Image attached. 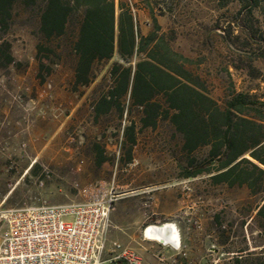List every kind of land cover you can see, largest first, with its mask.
<instances>
[{
  "label": "rangeland",
  "instance_id": "rangeland-1",
  "mask_svg": "<svg viewBox=\"0 0 264 264\" xmlns=\"http://www.w3.org/2000/svg\"><path fill=\"white\" fill-rule=\"evenodd\" d=\"M116 2L133 10L143 35L156 18L222 108L242 94L248 114L264 121V0ZM37 16V8L19 1L8 29H0V46L8 43L14 59L0 67V244L8 211L82 202L114 186L110 259L117 243L139 264H264V229L257 218L263 196L245 187L214 186L208 176L183 178L191 157L165 122L155 131H139L133 161H126L123 130L139 115L120 119L114 112L96 119L92 110L111 85L118 54L96 64L93 82L77 88L72 28L48 43ZM97 148L108 160L101 166ZM195 156L205 159L207 149ZM167 223L179 229L178 251L144 236L149 226Z\"/></svg>",
  "mask_w": 264,
  "mask_h": 264
},
{
  "label": "trees",
  "instance_id": "trees-1",
  "mask_svg": "<svg viewBox=\"0 0 264 264\" xmlns=\"http://www.w3.org/2000/svg\"><path fill=\"white\" fill-rule=\"evenodd\" d=\"M19 1L27 9H38V31L48 43L66 37L72 28L77 88L93 82L96 64L118 54L109 72L111 85L92 110L96 119L114 112L120 119L139 115L138 122L130 121L123 130L126 161H133L139 131H155L165 122L179 139L181 152L191 157L183 178L208 176L214 186L245 187L253 195L261 194L257 218L264 229V121L248 114L247 96L238 94L222 108L189 69L192 60L171 47L157 19L153 18V30L143 35L136 14L124 2L0 0V29H8ZM2 60L0 67L14 62L8 43L0 46ZM97 149L101 166L108 160L104 150ZM204 149L206 158L198 160L195 155Z\"/></svg>",
  "mask_w": 264,
  "mask_h": 264
},
{
  "label": "built area",
  "instance_id": "built-area-1",
  "mask_svg": "<svg viewBox=\"0 0 264 264\" xmlns=\"http://www.w3.org/2000/svg\"><path fill=\"white\" fill-rule=\"evenodd\" d=\"M118 194L101 188L82 202L28 206L7 212L0 264H104ZM111 261L139 264L114 243Z\"/></svg>",
  "mask_w": 264,
  "mask_h": 264
},
{
  "label": "bare ground",
  "instance_id": "bare-ground-1",
  "mask_svg": "<svg viewBox=\"0 0 264 264\" xmlns=\"http://www.w3.org/2000/svg\"><path fill=\"white\" fill-rule=\"evenodd\" d=\"M146 239L158 242L165 246H171L176 250L181 249V235L176 225L167 223L164 225H152L144 231Z\"/></svg>",
  "mask_w": 264,
  "mask_h": 264
},
{
  "label": "crops",
  "instance_id": "crops-1",
  "mask_svg": "<svg viewBox=\"0 0 264 264\" xmlns=\"http://www.w3.org/2000/svg\"><path fill=\"white\" fill-rule=\"evenodd\" d=\"M165 246V245H164ZM169 247H171V246H169ZM172 248V247H171ZM110 248H109V246L107 247V251L105 252V254H104V264H125V263H123V262H112L111 261V259L109 258V256L107 255L108 253H109V250ZM174 249V248H173ZM174 250H176V249H174ZM176 251H178V250H176Z\"/></svg>",
  "mask_w": 264,
  "mask_h": 264
}]
</instances>
